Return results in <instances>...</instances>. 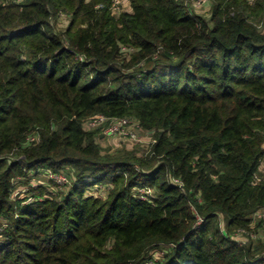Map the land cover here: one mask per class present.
I'll return each mask as SVG.
<instances>
[{"label":"trees","instance_id":"16d2710c","mask_svg":"<svg viewBox=\"0 0 264 264\" xmlns=\"http://www.w3.org/2000/svg\"><path fill=\"white\" fill-rule=\"evenodd\" d=\"M113 4L0 0V264H146L159 247L155 264H264V236L236 238L264 210V0H210L208 17ZM98 115L155 142L104 148ZM47 170L68 190L36 186Z\"/></svg>","mask_w":264,"mask_h":264},{"label":"built area","instance_id":"2783aa9c","mask_svg":"<svg viewBox=\"0 0 264 264\" xmlns=\"http://www.w3.org/2000/svg\"><path fill=\"white\" fill-rule=\"evenodd\" d=\"M6 1H13V0H6ZM193 4L191 7L194 9L197 6H200L201 8H206L208 7L207 5L209 4L210 0H192ZM113 10L116 13H121L125 10H130V0H114L113 4ZM87 128L89 130H98L100 128L103 129L104 135L110 136V137H121L123 139H129V140H134L138 141L137 134L138 132H143L141 129L140 123L132 118H121V119H115V118H109L104 115H98L93 118H91L87 122ZM150 135V134H148ZM151 136V135H150ZM30 142H36L38 139L33 136L30 137L29 139ZM140 141V140H139ZM155 141L150 139V143H154ZM148 143V145L150 144ZM47 176H50V174H53L52 171L47 170V171H42ZM59 176L61 174H58ZM51 177V176H50ZM60 178V177H58ZM258 181H260V178H257ZM70 179L67 176V178L63 179V182H56L60 187L61 186H66L70 185ZM175 183L179 184L178 180L174 181ZM140 193V197L143 200H148L150 197H153L155 194V191L152 189H147V188H142L138 190ZM26 191H19L17 194L22 193L24 194ZM32 198L27 199V202H31ZM254 219H259L258 222L263 221L264 222V210L258 212L255 216ZM203 223V219L199 218L196 226H200ZM259 235V233H258ZM255 238V237H253ZM239 243L240 241L237 240ZM241 244V243H240Z\"/></svg>","mask_w":264,"mask_h":264},{"label":"rangeland","instance_id":"374dc122","mask_svg":"<svg viewBox=\"0 0 264 264\" xmlns=\"http://www.w3.org/2000/svg\"><path fill=\"white\" fill-rule=\"evenodd\" d=\"M194 9L196 10L195 11L196 14L201 15V16H204V17H208V15L210 13V7L209 6L206 7V8H203V7L201 8L200 6H197ZM64 25H65L64 20H62L60 22L59 30L62 31L63 29H65L64 28ZM137 135H138L137 136L138 141H134V140L132 141V140H129V139H126L125 140V139H123L121 137H117V136L110 137V136H107V135H104L103 134L101 145L104 148H112V149H113V147H114V145L116 143H118L117 144L118 147H119V145L122 144L123 146L125 145L129 149H134V148H139V147H140V149L146 148V146L148 145V143H150L151 136L148 135L147 133H144V132H138ZM113 138H116L119 142L116 141L115 144H114L113 143ZM113 150H115V149H113ZM263 170H264V168H263ZM32 173L33 174H31L30 176L37 174V173H34V172H32ZM52 173L53 174H50V176H51L50 177V176L45 175L41 171L39 173L40 174L39 176H37V177L34 176V178H33V181L34 182L33 183H35L36 186L37 185L40 186V184L41 185L48 186V190L49 191H53V192H57L59 190L63 191L64 189L65 190L66 189L68 190V186H70L69 184L66 185V186H61L60 187L59 186L60 184L58 183L59 184L58 185L56 182H58V181L59 182H61V181L63 182V179L67 178V175H68L69 171L68 170H65V171L61 172V175L60 176L58 174L54 173L53 171H52ZM58 177H60V178H58ZM24 182H27V181H24ZM71 182L72 181H70V183ZM19 191H27V190H26L25 187L22 186V187H20ZM91 193H93V192H91L89 190L88 193H87V196L91 195ZM21 195H23V194L21 193ZM255 221L256 222L253 224V227H252V230L251 231H241L236 236V238H238V240L240 241L241 244H243V245L246 244L247 245V243H248L247 242V238H249V237H252V238L255 237L253 239H254V241L257 242V241H259L258 239H260L261 237L264 236V228H259L258 230H256V223H259L258 222L259 219H256ZM2 223H4V222H1L0 221V224H2ZM258 233H259V235H258ZM166 250H167L166 248L159 247L157 249V251H155L156 253L152 251V254H151V256H149V260H148V262L146 264H155L159 259H161L163 257V254L165 253ZM154 255H155V257H154Z\"/></svg>","mask_w":264,"mask_h":264},{"label":"crops","instance_id":"0c3cea01","mask_svg":"<svg viewBox=\"0 0 264 264\" xmlns=\"http://www.w3.org/2000/svg\"><path fill=\"white\" fill-rule=\"evenodd\" d=\"M116 141H118L116 138H113V143L115 144V142ZM119 142V141H118ZM118 143H116L115 145H114V147H113V149H117V148H120V147H122L123 145L121 144V145H119V147H118V145H117ZM124 147H126L125 145H124Z\"/></svg>","mask_w":264,"mask_h":264}]
</instances>
